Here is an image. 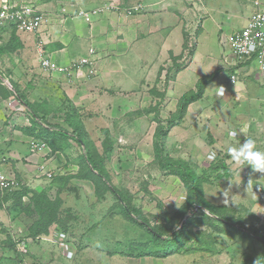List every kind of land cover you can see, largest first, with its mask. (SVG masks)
<instances>
[{
    "label": "rangeland",
    "instance_id": "374dc122",
    "mask_svg": "<svg viewBox=\"0 0 264 264\" xmlns=\"http://www.w3.org/2000/svg\"><path fill=\"white\" fill-rule=\"evenodd\" d=\"M41 1L46 0H36L21 5H32L39 11L36 2ZM178 1L183 10H180L178 5H174L170 10L167 8L166 10L154 11L151 6H148L149 0H94L88 4L83 2L73 4L77 8H91L92 6L104 4L116 7V9L109 11L110 13H118L119 23L115 28L116 31L110 30L106 34L102 32L100 36L113 34L117 35L121 41L127 42V35L132 37L134 35L132 26L134 17L142 15L147 18L149 16L154 18V13L163 15L164 13L172 14L174 12L175 19L177 16L178 22L181 21L179 24L182 27L183 37L186 34L188 39V49L183 51L184 54L181 55L180 62H178L179 60L176 62L180 67L179 69L175 67L173 61L175 57H179L173 56L176 53L175 48H173L172 53L167 55L157 49V51L151 50L150 53L152 54H150L144 48H140L139 51L145 53L147 57L144 59L145 62L142 61L143 58L140 60L144 69L139 72L138 67L134 64L135 59L131 46V43L134 44L135 39L133 42H128L129 45L122 52L124 54L121 57L118 58L116 55L117 59L114 58L115 55L111 56L110 54L99 56L101 53L98 49L99 46L94 47L93 49L98 56L97 65L99 61H103L105 64L108 61L119 63L120 65H117L118 69L123 71L121 75L125 79L117 81V85L120 87L109 89L112 92L110 94L105 88L98 87L100 89L99 95H91L97 96L98 99L91 101V103L88 102L84 113L82 109L84 106L74 105L69 94L72 87L83 82L72 80L73 82L70 83L61 77L42 73L41 69L38 68L39 65L37 66L38 50L36 52L34 50L33 38H30L29 50L27 48L19 52L4 54L7 56L0 55V94H3L1 89L10 93L13 91L12 86H16L27 103L40 110L37 112L43 114V118L48 125L59 126L69 133H72V129L64 122L65 114H70L74 120L79 119L81 123H77L85 126L86 132H84L85 128L82 127L83 132H78V135L82 136L85 133L86 136H83L85 143L98 156L104 157L105 168L109 171L111 184L125 194L128 204L139 209L152 225L160 223L167 216L172 215L184 201L185 190L180 180L175 176L164 174L158 169L153 155V135L158 125L164 127L170 114L175 112L174 103H172V100L176 97L175 89L177 86L175 80L181 70L185 69L186 66L190 67L192 55L197 50H199V55L213 63L211 71L218 70L223 80L219 82V79H217L209 86L207 85L205 94L202 96L205 100L200 101L193 110L192 120H186L176 128V133L172 131L170 137L167 136L164 139L166 153L173 159H183L188 162L199 174L201 170L198 165L210 164L205 159L197 158L202 151V146L217 148L218 153L217 156L215 155L214 161L222 156H229L227 153L228 147H238L247 138L254 139L257 148L264 151V106L254 107L250 100L251 97L258 96L256 93L260 94L261 92L263 94V87L259 85L257 73L251 63H238L224 44L225 38L238 31L242 26L239 24L240 21L237 16L240 17L243 14L242 16L246 15L249 18L253 12L255 2L263 4L264 2L261 0ZM219 4L221 7L214 10L213 6L216 8ZM138 6H140V9L136 10L135 7ZM251 6V13L249 14ZM79 10L75 13H78ZM49 12H40L47 19V23L33 36L41 37L46 28L53 25L52 15ZM61 13H64L63 9L59 14ZM62 14L60 17L57 15V22L63 26L68 17ZM93 21L83 22L90 25ZM95 23H98V21L95 20ZM82 28H85V26H80L78 29L74 26V29L78 32L83 31ZM12 30L13 32L16 31L13 27H10L6 33H11ZM121 30L124 31L126 36ZM26 37L29 38V36ZM82 40L81 44L85 47L88 39L83 38ZM121 41L119 43H122ZM3 42L0 45L5 46L4 49L11 48V42L6 44L5 41ZM89 47L87 46L85 50ZM190 52L192 53L190 54ZM149 55L151 56L149 57ZM22 61L28 67L25 70L23 69L24 72L20 71L21 68L17 70L16 63L22 65ZM97 65L95 64V68ZM238 65L248 66V70L236 74L234 69ZM6 70L11 71V73H7ZM98 70H96L93 77H97ZM233 75H236V87L240 88L238 90L233 88V83H231ZM126 80L128 81L126 82ZM1 84L4 86H1ZM114 84L112 80V85ZM221 86L225 89V92L223 96H218L216 95V87ZM107 87L109 88L111 85L108 84ZM89 92L93 93L92 91ZM107 92L108 94H106ZM167 93H172L169 101L164 100ZM239 93L241 98H238ZM10 105L14 104L10 102ZM20 106L22 105L12 106L15 110L11 107L10 113L11 115H14V113L17 115H20L19 113L23 114L22 117L28 118V122L24 124L23 122H15V125L21 124L25 125L24 128H29L33 123L30 117L27 116V109ZM156 108L158 112H156ZM80 118L85 120V124ZM157 118L161 122H158ZM213 119H216L217 128L212 129L210 134L206 126L211 125ZM229 124L236 128L235 131L238 135L235 138L228 135L231 131L227 128ZM18 131L20 130L18 129ZM14 134H16L15 131ZM17 135L21 137V134L18 133ZM28 136V139L34 137L30 134ZM182 136H189L188 140L186 139L187 142L183 143L185 138L182 139ZM212 136L216 138L213 139ZM210 137L213 139L211 142ZM8 141L6 140V142ZM44 141H46L48 147L47 159L49 161L62 160L71 165L76 162L79 156L85 153L84 147L70 137L63 140L50 138L49 140L44 139ZM26 142L28 143L27 140ZM51 144L57 146V150H54ZM25 145L23 144L20 148L22 151L19 152L17 159H20V161L23 159V164L26 163V159L30 160L29 162L32 165L34 164L33 166H37V163L42 161L41 157L30 155L29 151L27 154ZM109 146L112 151L106 153ZM59 154L61 156H58ZM193 158L196 159V163L192 162ZM227 162L234 170L229 167L231 173L236 172L235 180L244 175L245 189L241 190L240 185L233 184L231 178L222 179V182L218 180L217 182V178L213 176L211 178L212 185L204 186L205 195L209 200L222 205H243L253 214V217L245 215V221L264 234V186H261L264 185V174L252 172L250 166L235 164L230 156ZM72 167H74V164ZM12 169L13 174L22 182V187H26L34 193H39L54 183L52 182L53 179L60 176H56V172L63 171L62 168L52 170L53 176L48 180L39 175L36 167L30 168L29 171L23 174L14 167ZM76 173L77 168H71L62 176L72 178ZM78 180L72 178L70 180L72 186L67 187L70 190L66 189L67 193H60L62 213L59 223L49 228L51 234L49 237L42 235L32 238L29 236V227L36 221L37 215L26 216L22 213L17 215L16 212L8 210L11 202L2 204V207H0V264H46L49 259H51V262L59 259L62 264H243V261L249 256L254 260H258L262 255L263 244L255 238L231 237L227 234L213 232L211 236L205 235L203 237L205 241L213 243L212 252L187 250L192 247L191 241L185 247L184 252L174 253L167 258H157L151 254L152 251L158 250L150 243L151 235L123 218L119 206L116 205V199L111 193L97 199L94 189L88 184L79 183ZM250 180L253 184V192L250 188H247ZM225 190L229 193L227 198L223 195ZM240 191H245V195ZM54 194H52L53 197ZM225 199L228 202H224ZM55 230H57V234H55ZM193 230L196 229L193 228ZM61 234L63 235L62 238H60ZM53 239L56 241L52 245L50 242L54 241ZM46 241L49 245H46V243L43 246ZM22 243H24V246ZM59 243H66L74 247L76 253L73 254L72 260L63 256L62 258L59 255L61 254L58 249ZM132 243H148L150 254L138 257L136 254L138 255L140 250H136L135 255L128 257L126 254L129 253L128 250Z\"/></svg>",
    "mask_w": 264,
    "mask_h": 264
},
{
    "label": "crops",
    "instance_id": "0c3cea01",
    "mask_svg": "<svg viewBox=\"0 0 264 264\" xmlns=\"http://www.w3.org/2000/svg\"><path fill=\"white\" fill-rule=\"evenodd\" d=\"M9 1L15 5H21L23 3H29V2L32 3L36 0H9ZM91 1H94V0H46L44 2L41 1L42 3L36 2L37 3L36 6L40 12L41 11L42 12L43 11H45V12L51 11L49 13L52 15V19L54 22L53 25L48 26L46 28L45 32H43L44 34H41V37H39V38L33 36L35 34H26V33L18 32L14 27L13 28L17 32L16 31L13 32V30H12L11 33L10 32L6 33V31L8 29H10V27H12V26H6V27L1 28L0 29V44L4 43L3 41H5V44L7 42H9V43L11 42L12 45H11L10 49H7V48L4 49L5 46L2 47L0 45V55L1 56L2 55L7 56L4 54H6V53L10 54V52H12V53L19 52L20 50H24L27 48L29 50L30 38H33L34 39L33 45H34L35 52L38 50V47H39L38 44L43 41L44 43L41 46H42V50L44 52V55L46 57H48L50 60L54 61L55 63H57L60 66H69L70 64L74 63L80 57L86 56L89 48H94L97 46H99L98 49H99V51H101L99 56H104L105 54H110L111 56L115 55L114 58H116V55L119 58L124 54L122 52L124 50H126L127 45H129L128 42H133V40L135 39L134 44L131 43V46L133 49V55H134V59H135L134 64H136V66L138 67L137 69L140 72V71H142V69H144V66H141L140 60L143 58L142 61L145 62L144 59L147 57V55H145V53L139 51V50H141L140 48H144L145 51H148L149 53L151 50L152 51L160 50L165 55L172 53L173 48H175L176 53H174L173 56H181L182 54H184L183 53V51H184L183 50L184 37L182 34V27L179 24L181 21L178 22L177 16H176L177 20L175 19L174 12L172 14L171 13H164L163 15L154 13V18L152 16L151 17L149 16L147 18L146 16H142V15L134 17V19L132 20L134 35H133V37L131 35H127L128 40H127V42L125 41L126 45L124 46L125 42L121 41L117 35L111 34L110 36H107V35L106 36H100V34L102 32H104V34H106L110 30L116 31L115 28L117 27V25L119 23L118 22L119 21L118 13H116V12L110 13L109 11L101 13L100 15L92 18V21L93 20L94 21L91 22L90 25H88L86 22H83V21H85L83 18L77 16V13H75V12L78 9L90 10V9H93L95 7H98V6H92L91 8L90 7L89 8H77L73 4H76V3L81 4L82 2L84 4H88ZM261 1L264 2V0H261ZM174 5H178L180 7V10H183L181 8V4L179 3L178 0H175V1H173V0H149V4H148V6H151V8H153L152 10H154V11L159 10V9H165L166 10L167 8H168V10H170ZM220 7H221L220 4L216 8L213 6L214 10L215 9L217 10ZM251 8H252V6L250 7L249 14L251 13ZM62 9H63L64 13L63 14L61 13V14L66 15L68 17L67 21L65 22V24H63V26H62V24H59L57 22V15H59V17H60L61 14H59V13L62 11ZM217 12H215V13H217ZM242 15L243 14H241L240 17L237 16V19L239 18V21H240L239 24L242 25L241 28L245 25V23L248 19V17L246 15H244V16H242ZM95 20H97L98 23H95ZM175 24H178L179 26L175 25ZM74 26L77 27V29L80 26L81 27L85 26V28H82L83 31L78 32L74 29ZM88 26H90V28H88ZM1 32H3V34H1ZM121 32L124 33L123 30H121ZM124 35H125V33H124ZM26 36H29V38H27ZM77 36H80V37L77 38ZM83 38L88 39V43L85 47H83V45L81 44V42L83 41L82 40ZM39 39L42 41H40ZM120 41L122 43H119ZM172 44H175V45H172ZM87 46L88 47L90 46V47L85 50V48ZM113 50H116V51L112 52ZM148 52H147V54H148ZM150 54H152V53H150ZM193 55H192L193 58H192V63L190 65V67L186 66L185 69L181 70L178 73L177 78L175 80V84L177 86L175 89L176 97H175V99L172 100V103H174V107H175L174 111L176 110L178 100L180 99V97L182 95H184L185 93H187L191 90H194L197 81L201 77L207 76V75H210L213 73L211 71L213 63L209 62L204 57L199 55V50H197V52H195ZM150 56L151 55H149V57ZM97 57L98 56L96 55V58H95L96 59V65H97V61H98ZM178 62H180V60ZM37 63H38L37 64V66H38L39 61ZM16 64H17V70H19L20 68L22 69V70H20L21 72H24V70L28 68L25 65L24 61L21 62L22 65H20L18 63H16ZM117 65H120V64L116 63V62H110V61H108V63L105 64V62L99 61V64L95 68V70L99 69L97 71V74H96L97 77L96 78L95 77H89L87 79L86 78L85 79H75V80H81L83 83L76 84L75 87H72L73 89L72 88L70 89V93H69L70 98H71L70 100L73 101L74 105H83L84 106V108L82 107L83 113H84V109L86 110L85 106H87L88 102L91 103V101H95L98 99L97 96H91L92 94L99 95L100 89H98V87L99 88H102V87L105 88L106 90L109 91V94L112 93L111 90H109V89H114V88L120 87L119 85H117V81L123 80L125 78L123 75H121L123 73V71H119ZM13 66H15V65H13ZM38 68H40V66H38ZM247 70H248V66L238 65L234 69V73L241 74ZM254 70H255V68H254ZM6 71H7V73H11V71H8V70H6ZM215 71H218V70H215ZM41 72L45 73L42 70H41ZM52 76L61 77L65 81L67 80L70 83L73 82V81L68 80L63 75L54 74ZM217 79H219V82L221 80H223L221 78V73L220 74L218 73L216 78L211 83H209L208 86L210 84H212L215 80L217 81ZM112 80L115 83L114 85H112ZM127 81L128 80H126V82ZM258 81L257 82L259 83V85H261V87H263V89H262L263 94H261V92H260V94L256 93L258 96H255V98L254 97L250 98L251 103L254 107L264 106V86L259 79H258ZM108 84L111 85V87L108 88L107 87ZM1 86H4V85L1 84ZM233 86H234L233 88H237V90L240 89V88L236 87L237 86L236 82L233 84ZM245 86H247V85H245ZM229 90H231V89H229ZM89 91H92L93 93H91ZM1 93H3V94H0V161L2 159L4 160L1 164V171L6 172L10 175H14L13 174L14 171L12 169V167H14V168H16V170H19V172L21 174H23L26 171H29L30 168H35L36 166H33L34 164L32 165L29 162L30 160L26 159V161H25L26 163L23 164L22 163L23 159L21 161H20V159H17V156H19V152L22 151V150H20V148L22 147L23 144H26L25 147H26V152L28 154L29 150H28V143L26 142V140L27 141L29 140L28 139L29 136L27 133L24 132V129H26V128H24L25 125H21V124L15 125V122H19V123L23 122V124H24L25 122H28V118H26L25 116H24L25 118L22 117L23 114H21V113H19L21 116L15 114V113H14V115H11V113H10L11 109L12 108H13V110H15V109H14V107H12L10 105V102H12L13 99L15 100V98H17V97L15 94L14 95L13 94L8 95L7 92L3 89H1ZM88 93H90V95H88ZM106 94H108V92ZM106 94L104 93V95H106ZM204 94H205V91H204ZM11 96H13V97H11ZM171 96H172V93H167L166 96L164 97L166 99H164V100L169 101L171 99ZM238 98H241L240 93H239ZM87 99H89V100H87ZM202 100L204 101L205 98L202 97L200 100H198V101H196V102H194L188 106L184 119L180 123H178L177 125H175L171 128V131L167 135L168 138L172 134V131H174V133L177 132L175 130H176V128L179 127V125L181 126L186 120H192L191 115L193 114V110H195L196 106ZM24 108L27 109L26 106ZM174 111H172V112H174ZM27 116L32 118L30 114H28ZM198 116H199V114L197 115V117ZM215 120L213 119L211 121L212 124L206 126L208 128V130L210 131V134L212 132V129L217 128L216 124H215V122H216ZM81 121L83 122V124H85V120L81 119ZM83 127L85 128L84 132H86V127L85 126H83ZM227 128L229 130H236L235 126H233L232 124L231 125L229 124ZM18 129L20 131H18ZM14 131L16 132V134H14ZM18 133L21 134V137H20V135H17ZM226 133H228V132H226ZM226 133H225V136L227 135ZM212 137H210V142L216 138V137H213V139H212ZM6 138H8V139H6ZM183 138H185V140H183V143H185V142H187L186 139L188 140L189 136H182V139ZM6 140H9V141L6 142ZM214 143H212V144H214ZM203 147L204 146H202V151H201V153H199V156L197 158L201 159V160L205 159L206 162L208 161L210 163V160L207 159V157L211 152H215V154L217 156V153H218L217 148L214 149V148H208V147L203 148ZM202 155H204V156L202 157ZM34 156H38V155H34ZM58 156H61V154H59ZM52 159H54V158H52ZM198 159H197V161L200 162ZM49 162H50L49 167H51L52 170L62 168L63 171L60 169L62 172H60V173L56 172L57 173L56 176L57 175L62 176L63 174H65L66 171L70 170L71 168H75V169L77 168V170H78V166L75 165V163H73L74 167H72L73 164L70 165L66 161L64 162L62 160L61 161H59V160H57V161L53 160L52 161L51 160ZM192 162L196 163V159L193 158ZM226 163L229 164L227 162V160H226ZM64 166H66V167H64ZM198 166H200L199 168L201 170V169L207 168L209 166V164L208 165H198ZM229 167L231 170H233L231 166H229ZM32 171H33V169H32ZM235 174H236V172H233V177L231 178L232 183L235 185H238V186L240 185L241 190L242 189L244 190L245 185H246L243 182L244 181V175H242L240 177V179L235 180ZM78 182L79 183L81 182L83 184H88L89 186H91L93 188L92 183H90L88 181L78 180ZM221 182H222V180H221ZM69 186H72L71 182L68 183L67 185H65L64 187L58 186V185L56 187L54 185L53 188L51 189V193L52 194L55 193L54 195H56L57 191H60V193L66 192V189ZM240 188H239V190H240ZM67 190L69 191L70 189H67ZM204 190H205V188H204ZM80 191H82V189H80ZM240 192L243 193V195H245V191H240ZM205 197L207 198V195H205ZM209 201L212 203H215L216 205H222L220 203H216V202L211 201V200H209ZM54 232H55V234H57L56 233L57 230H55ZM50 235L51 234L49 231L48 235H43V236L49 237ZM62 236L63 235L61 234L60 238H62ZM55 241L56 240L51 241L50 243L53 245V244H55ZM45 244L49 245V243L47 241L43 244V246H45ZM71 250L74 252V255H75L76 251L74 250V247H71ZM59 255L62 257L61 254H59ZM115 256H119V255H115ZM128 257H130V256H128ZM64 258H66V257H64ZM86 262H88V261H86ZM46 264H62V263L60 262L59 259H57V261H55V262H51V259H49L48 261H46Z\"/></svg>",
    "mask_w": 264,
    "mask_h": 264
},
{
    "label": "trees",
    "instance_id": "16d2710c",
    "mask_svg": "<svg viewBox=\"0 0 264 264\" xmlns=\"http://www.w3.org/2000/svg\"><path fill=\"white\" fill-rule=\"evenodd\" d=\"M187 49L188 39L187 35L184 34L183 50ZM181 58L179 56L173 60L175 67L178 69L180 67L176 62ZM218 73V71H215L210 75L201 77L197 81L194 90L180 97L176 110L170 115L166 121V125L164 127L158 125L155 130L153 135V155L158 169L164 174L177 177L185 190L184 201L180 207L172 215L167 216L165 220L155 225H152L139 209L128 204L127 196L111 184L109 171L105 168L104 157L98 156L85 143V133L82 136L78 135V132H83L82 124L77 123L80 122L79 119L76 118L74 120L70 114H65L64 122L72 129V133H69L59 126L58 128L54 125H48L43 118V114L37 112L40 110L33 108L27 103L18 92L16 86H12L13 91L10 93L6 92L7 94H15L22 104L26 106L28 114L32 117L30 119L33 124L31 127L24 129L25 133L42 141L44 139L49 140L50 138L55 140L56 138H60V140H63L70 137L84 147L85 153L76 159L75 163L78 166V170L72 178L92 183L97 199H101L107 193H111L116 199V205L119 206L123 218L151 235L150 243L158 249L157 251H152L151 254L153 256L167 258L174 253L184 252L185 247L191 241L193 248L190 247L187 250L212 252L213 243L205 241L203 237L205 235L211 236L215 232L217 234H227L231 237L255 238L259 240L263 244L261 257L258 260H254L249 256L243 261V264H264V241L258 238L260 237L264 240V234L254 229L249 222L245 221V215L253 217L252 212L243 205H216L205 197L204 186L208 184L212 185L211 178L213 176L217 178V182L218 180H226L233 177V173L228 169L229 165L226 163L229 156L225 155L216 161L212 160L209 166L201 169V173L198 174L188 162L183 159H173L170 157L164 148V139L170 128L184 119L188 106L202 98L206 86L216 78ZM157 95L159 94L157 93ZM156 112H158L157 108ZM157 119L158 122H161L159 118ZM51 145L54 150H57V146ZM106 150V153H111L112 151L110 146ZM72 178L58 176V178L53 179L52 182L54 183L51 182L53 185L50 184L39 193H34L26 187H21L11 192H4L0 197V207H2V204L11 202L8 210L16 212L17 215L19 213L26 216L37 215L36 221L29 227V236L36 238L48 235L49 228L59 223L62 213L60 191H57L53 197L50 194L51 189L54 185L64 187ZM193 228L196 230H193ZM136 250H140V253L136 254L138 257L146 256L151 252L148 243H132L128 250L129 253L126 255H135Z\"/></svg>",
    "mask_w": 264,
    "mask_h": 264
},
{
    "label": "built area",
    "instance_id": "2783aa9c",
    "mask_svg": "<svg viewBox=\"0 0 264 264\" xmlns=\"http://www.w3.org/2000/svg\"><path fill=\"white\" fill-rule=\"evenodd\" d=\"M116 9L111 5H101L90 10H80L77 16L85 21H91L93 17L101 13ZM136 10L140 6L135 7ZM47 23L44 15L38 12L32 5H15L9 0H2L0 3V29L6 26L14 27L18 32L26 34H36ZM43 42L38 45V61L40 69L47 75H63L68 80L87 79L95 75L96 52L89 48L87 55L80 57L69 66H60L44 55L42 50ZM225 47L232 53L236 61L240 64L250 62L257 72V77L264 86V4L255 2L253 12L247 19L245 25L234 32L224 41ZM251 46V47H250ZM236 82V75L231 77V83ZM12 106L20 105L17 99H13ZM16 103V104H15ZM22 107V106H20ZM28 150L30 155H38L42 161L37 163L36 170L40 176L50 180L52 169L49 167L47 159V144L37 138L31 137L28 140ZM0 161V191L11 192L22 186L21 181L15 176L1 171ZM211 161V160H210ZM24 246V243H22ZM59 250L62 256L72 259L73 251L66 243H59Z\"/></svg>",
    "mask_w": 264,
    "mask_h": 264
},
{
    "label": "clouds",
    "instance_id": "9594fccd",
    "mask_svg": "<svg viewBox=\"0 0 264 264\" xmlns=\"http://www.w3.org/2000/svg\"><path fill=\"white\" fill-rule=\"evenodd\" d=\"M216 89H217L216 95L218 96L224 95L225 89L222 86L216 87ZM15 99L19 101L22 107H25L18 97ZM228 135L232 138H235L238 135V133L235 130H231L229 131ZM227 153L235 164L250 166L252 172L264 174V151H261L257 148V144L254 139L247 138L243 143L239 144L238 147H231V146L228 147ZM215 155H216L215 152H211L208 155L207 159L212 161L215 158ZM239 173L237 174L238 176ZM247 188H250L251 191L253 192V184L251 180L248 182ZM0 193H4V192L0 191ZM223 195L227 198L229 195L228 191L225 190ZM224 202H228V200L225 199Z\"/></svg>",
    "mask_w": 264,
    "mask_h": 264
},
{
    "label": "water",
    "instance_id": "95a60500",
    "mask_svg": "<svg viewBox=\"0 0 264 264\" xmlns=\"http://www.w3.org/2000/svg\"><path fill=\"white\" fill-rule=\"evenodd\" d=\"M186 218H188V217H186ZM259 239H261L262 241H264L262 238H260V237H258Z\"/></svg>",
    "mask_w": 264,
    "mask_h": 264
}]
</instances>
